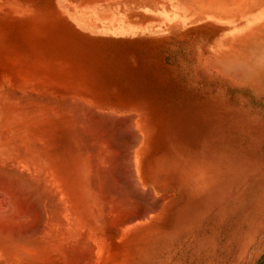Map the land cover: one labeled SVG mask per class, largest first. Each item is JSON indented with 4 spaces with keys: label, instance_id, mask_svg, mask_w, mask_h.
Instances as JSON below:
<instances>
[{
    "label": "bare ground",
    "instance_id": "obj_1",
    "mask_svg": "<svg viewBox=\"0 0 264 264\" xmlns=\"http://www.w3.org/2000/svg\"><path fill=\"white\" fill-rule=\"evenodd\" d=\"M157 1L147 2L143 9H157L154 12L161 11V14L142 13V17H132V21L83 13L72 17L73 20L66 18L69 22H65L75 29L80 26L83 30H78L83 33L105 30L119 32L128 38L151 37L176 46L181 44L184 71L191 84L196 80L207 86L215 75L264 97V0ZM5 6L4 0H0V264H116V251L121 242L126 244L132 235L131 224L140 222L145 216L148 219L147 210H154V206L150 209L149 205L153 201L147 205V210H142L145 204L137 203L142 200V194L148 200L144 192L147 195L156 193L150 159L159 156L155 154L159 140L160 144L167 142L165 114L150 112L148 103L140 101L145 98L136 101L138 93L131 92L136 102L130 103L133 112L123 119L124 123L120 120L122 125L115 123L128 105L114 103L113 94L109 93L116 86L114 82L115 86L108 88L91 71L97 60L91 63L93 68L89 67L92 73L89 75L90 60L87 62L81 57L89 51L81 56L78 54L83 49L77 54L75 51V56L72 45H68L67 32L59 34V39L52 36L42 40L43 44H37L39 49H34V54L28 58L17 60L9 56L6 59L3 46ZM187 26L193 32L197 28L200 31L212 29L216 36L197 47L183 32ZM89 43L86 44L89 46ZM103 64L102 61V66L107 65ZM100 68L99 71H103V67ZM166 194V197L173 195ZM151 197L155 198L152 194ZM134 204L138 208L134 207L137 211L133 208L136 212L131 213ZM130 207L131 212V209L126 210Z\"/></svg>",
    "mask_w": 264,
    "mask_h": 264
},
{
    "label": "rangeland",
    "instance_id": "obj_2",
    "mask_svg": "<svg viewBox=\"0 0 264 264\" xmlns=\"http://www.w3.org/2000/svg\"><path fill=\"white\" fill-rule=\"evenodd\" d=\"M147 2L158 1L4 0L5 5H7L5 6L6 15H4L3 24L5 58L12 57L17 60L28 58L29 55L32 56L34 54V49H39L37 44H43L42 40L52 36L55 39H59L63 33L67 32L68 45H72L74 54L75 51L77 54L82 49L83 51L78 54L80 56L83 52L89 51V53L87 52L88 54L85 53L81 56L87 62L90 60L91 66H88L89 70H87L89 75L91 73L89 67L93 68L92 65L97 60L96 62L100 65L98 66L95 62L91 71L98 76L101 84L105 82V85H102L108 88H113L116 85L111 91L112 93L109 92L111 95L113 94L114 103L118 105L120 102L128 105V108H125V111L119 114L121 117L122 115L126 116L122 117V119L117 117L118 120L116 119L115 123H124L123 119H126L127 115L130 116L133 112L130 103L135 97L130 95L131 92L138 93L136 101L139 98H145V100L140 101L148 103L150 112L165 114L164 118L167 119L166 128L168 130L166 135L167 142L160 144L159 140V145L155 151V154L159 156L156 155V157L153 156L150 159L151 176H154L152 178L156 183V193L153 192L151 194L155 198L158 197L159 200L158 198L157 200L153 199L151 194L147 195L145 192L144 195L148 196V200L146 196H144L146 198L144 199L142 194L141 199L143 201H141L143 203L140 201L137 205L143 206L145 204L142 210L144 208L147 210V205L152 201H156L154 202L156 203L155 205L153 202L149 204L150 209L154 206V210H147V215H150L148 219L145 216V218L143 217L139 220L140 222H134L135 226L131 224L133 227L132 235L131 237L129 236L127 245L123 244L124 241L121 242L120 247L116 251L114 257L116 264H264V97L261 98L244 87L232 85L228 79L220 78L219 76L215 77V75L211 76L207 86L196 80L191 84L184 71V59L181 58L184 52L181 44L176 46L173 45L174 43L160 41L162 39L151 37L140 38L139 36H134L133 38H128L118 34L119 32L105 30H97L98 32L93 34L87 30L89 33H83L78 30H83L80 26L75 29L74 26H70L65 22H69L68 19L73 20L72 17L78 14H87V16L101 15L110 18L121 17L124 20L126 19V21H132V17H142V13L161 14V11L154 12L157 9L153 10L148 7L143 9ZM14 10L17 11L12 15ZM138 20L140 21L141 18ZM195 30L193 32L187 26L183 32L194 40L197 47L216 36L212 29L200 31L201 29L197 28ZM88 34L91 36H87ZM91 37L92 40L90 39ZM79 39L81 43L78 42L80 41ZM76 40H78V43ZM88 41L91 42L89 43L91 47L86 44ZM94 42L96 44H93ZM77 45L81 48L79 46L77 48ZM74 54L71 53V57ZM136 55H138V58ZM96 56L99 58H96ZM100 56L107 57L103 59ZM101 60L107 65L103 64L104 66H102ZM145 61L147 62L145 63ZM100 66L103 67V71H99L101 70ZM113 68L116 69V72ZM117 68L120 70L118 71ZM100 72L102 74L104 72L106 76L103 74V77ZM129 72L134 77L132 74H128ZM110 73L113 75H110ZM139 73L140 76L143 74V77L141 76L140 78ZM149 75L150 77H148ZM166 75L169 78H166ZM119 77L122 79H119ZM227 80L229 85L231 84L232 86L228 85ZM113 82L115 85L112 84ZM120 82H124L123 85ZM131 82L133 83L131 84ZM127 83L130 84L128 85ZM129 89H132V91ZM146 93L149 95L147 96ZM189 94L190 96H188ZM185 106L186 108H183ZM198 110L199 112H197ZM203 120L205 121L204 123ZM207 133L209 134L207 135ZM196 141L198 144L195 143ZM205 143L207 144L205 145ZM164 148L165 150H163ZM198 150L200 151L198 152ZM171 151L175 152L172 153ZM153 158L155 161H152ZM156 158H159L158 160L161 161V164L158 160L156 161ZM162 170L168 171L163 172ZM162 172L163 176L160 177L159 175ZM201 179L204 180L200 182ZM160 180L162 181L159 182ZM166 193L173 195L169 194L170 196L166 197ZM160 196L166 198L163 199ZM159 201L161 202L160 204ZM137 205L131 206L132 209L134 207L138 208ZM156 205H159L157 206L158 208ZM131 207L126 210H130ZM134 209L131 213L137 211L136 209L134 211ZM152 235L154 240H156L155 242L151 240ZM148 236L150 239L147 240ZM155 236H158L159 239H155ZM145 242L149 246L146 245V247L144 245L146 244ZM149 242L151 243L149 244Z\"/></svg>",
    "mask_w": 264,
    "mask_h": 264
}]
</instances>
